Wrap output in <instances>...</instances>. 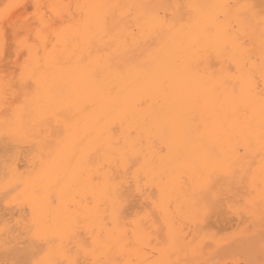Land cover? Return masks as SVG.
Wrapping results in <instances>:
<instances>
[{
    "label": "snow or ice",
    "instance_id": "snow-or-ice-1",
    "mask_svg": "<svg viewBox=\"0 0 264 264\" xmlns=\"http://www.w3.org/2000/svg\"><path fill=\"white\" fill-rule=\"evenodd\" d=\"M0 139V264H264V0L0 3Z\"/></svg>",
    "mask_w": 264,
    "mask_h": 264
},
{
    "label": "bare ground",
    "instance_id": "bare-ground-1",
    "mask_svg": "<svg viewBox=\"0 0 264 264\" xmlns=\"http://www.w3.org/2000/svg\"><path fill=\"white\" fill-rule=\"evenodd\" d=\"M4 1V0H3ZM2 1H0L1 3ZM6 2V0L4 1ZM21 2H23V0H21ZM124 2H145V3H167V2H177V0H124ZM255 3L259 4L260 0H254ZM10 147V151L12 153H18L20 156L23 157V159L26 161L28 159V151L26 146L24 145H20L19 147H13V146H9ZM5 155V145L2 139H0V172H2V162H3V157ZM256 163H259V160L257 159ZM135 189L133 186V189L130 190V195L134 194ZM146 201L144 199V197H140L139 199L133 200L132 201V205L130 207H128V212L126 213L127 219L129 220V222H131L132 220H136V221H143L145 224L150 225L151 224V218L148 216V210L146 208H143V206L145 205ZM212 224L215 225V227H213L211 230L212 231H216L219 228H227L229 230H231L234 227V224H240V220L239 218H236L234 222H229L228 224H222L220 222L217 221L216 217L213 216L212 217ZM241 227H243L244 225H240ZM21 242H23L24 237L21 236L20 237Z\"/></svg>",
    "mask_w": 264,
    "mask_h": 264
},
{
    "label": "rangeland",
    "instance_id": "rangeland-1",
    "mask_svg": "<svg viewBox=\"0 0 264 264\" xmlns=\"http://www.w3.org/2000/svg\"><path fill=\"white\" fill-rule=\"evenodd\" d=\"M0 1H2L1 3H3L5 0L4 1L3 0H0Z\"/></svg>",
    "mask_w": 264,
    "mask_h": 264
}]
</instances>
